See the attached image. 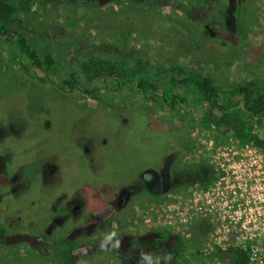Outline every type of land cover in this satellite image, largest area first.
Segmentation results:
<instances>
[{
  "label": "flooded vegetation",
  "instance_id": "flooded-vegetation-1",
  "mask_svg": "<svg viewBox=\"0 0 264 264\" xmlns=\"http://www.w3.org/2000/svg\"><path fill=\"white\" fill-rule=\"evenodd\" d=\"M129 1L142 4L143 0ZM146 1L151 2V7H170L175 12L188 7L191 19L175 22L184 27L191 38L187 46L193 45V50L182 51L186 56L200 54L203 47L204 50H214L213 46L216 45L226 48L231 39L240 37L244 27L241 24L245 21L241 18V13L250 8L246 7V0H205L204 3L194 0L196 2L190 4L179 0H162L161 3H157L159 0ZM93 2L94 0L89 1L88 5ZM107 2L101 4L106 5ZM219 2L221 4H218ZM209 8L219 12L215 15L216 19H209ZM222 10L224 14L221 13ZM180 29H172V33L177 37L184 31ZM206 36L210 38L205 39ZM201 40L206 41L202 48ZM181 44L182 42L175 45L179 47ZM163 46L168 50L172 48L170 45ZM157 50L156 54L160 58L167 51L164 49L160 52V48ZM65 54L73 56L71 53ZM248 54L250 52L246 51L245 55ZM115 56L120 57L119 62L126 59L130 64L139 57L146 61L150 57L124 51L115 52ZM11 59L17 58L12 55ZM149 61L152 64H160L158 61ZM7 70L15 76L19 85L27 84L36 91L52 93V89H47L48 82L64 95L73 92L84 93L83 90L74 91L61 87L59 82L68 71L65 67L55 70L57 74L50 76L44 72L36 74L40 77L34 79L39 84L26 78L28 74L25 69ZM151 79L164 89L169 86L170 74L156 73L151 75ZM97 84L98 89L112 87L113 91L132 89L141 92L137 85L128 88L122 84H106L103 79ZM58 92L54 94H59ZM146 95L151 98V95ZM61 96L63 95L58 98ZM73 102L82 115L65 117L62 123L55 119V106L50 105L49 108L45 101L0 107V264H98V258L103 254L114 258L115 264H179L177 251L187 239L164 221L151 225L134 217L137 202L149 199L148 187L153 184L164 187L170 180L173 187H192L196 184L203 185L202 182L206 183L203 186L210 185L216 201L227 202L226 213L229 215L249 209L245 201L249 189L244 187L252 185L257 176L264 175V147L261 146L234 149L236 151L230 154V163L225 168L216 161H206L204 164L199 159V166H182L171 178L164 172L155 174L146 171L133 185L119 184L107 192L105 187L99 188L90 184L93 183L92 179L98 176L100 167L95 161L96 145L90 140L89 127L86 124L85 114L89 111V106L78 101ZM63 130L69 135L66 141L63 136L58 137L59 134L63 135ZM234 135L227 134L226 139L230 140ZM73 167L81 170L86 179L79 183L71 180L73 184L70 185L68 178L69 175L70 179L72 178ZM95 204L102 206L95 209ZM111 204L113 208L105 221L97 220L99 211ZM195 218L198 240L201 241L208 235L211 225L200 217ZM111 219L115 221V225L106 231L107 222ZM93 223H96L94 227L82 233H75V230ZM202 230L207 231L203 239L200 238L203 237ZM186 246L187 249L195 251L199 248L194 247L191 242H187ZM199 251H203L201 248L196 251L200 256ZM221 263L222 258L215 264Z\"/></svg>",
  "mask_w": 264,
  "mask_h": 264
},
{
  "label": "rangeland",
  "instance_id": "rangeland-1",
  "mask_svg": "<svg viewBox=\"0 0 264 264\" xmlns=\"http://www.w3.org/2000/svg\"><path fill=\"white\" fill-rule=\"evenodd\" d=\"M84 1L85 3L55 2L50 5H41L38 2L34 5V16H29L27 19L26 25L35 38L39 39L44 30L49 32L50 37L45 40H53L55 55L59 60H62V57L57 55L58 52L63 55L71 53L74 60L80 50L85 55L94 54L101 57H112L110 53L124 51L139 53L146 58L150 55L149 60L158 61L159 65L149 64L148 71L151 75L159 69L157 66H161L159 70L163 71L171 66L182 65L184 68L200 69L213 75L224 85L243 79L264 78V0L245 1L246 7L250 8L241 13V18L245 19L241 25L247 30L243 37L247 42L243 38L234 37L226 48L216 45L213 46L214 50L211 48L204 50L206 41L201 40L202 52L187 56L183 52L193 50V45L187 46L191 38L185 31H181L177 37L172 33V29L181 30L179 28L181 25L175 22L183 17L172 8L151 7V2L146 0L141 1L142 4H135L129 0H110L106 5H102L101 0H94L92 5L88 3L93 0ZM179 2L190 4L185 0ZM211 8L208 13L209 19H216L215 15L219 12ZM220 8L224 9V7ZM209 38V36L205 37V39ZM180 42H182L181 46L177 47L175 44ZM163 45L167 47L170 45L172 48L168 50ZM157 48L161 49L160 52L167 50L161 58L156 54ZM11 49L17 51L15 47L9 48L7 42L0 40V107L7 104L28 105L32 101H45L48 107L55 106L57 111L55 119L62 123L65 117L82 115L73 101L88 105L90 112L87 111L85 114L86 124L89 127L90 140L96 145L95 161L100 167L98 176L93 178V183L90 184H95L99 188L105 187L106 192L119 184L133 185L146 171L155 174L164 172L171 178L182 166L197 167L200 165L199 159L205 164L207 162L198 150L201 137L205 133H210L219 144L224 143L227 138L222 139L213 125L205 124L202 120L206 107L197 101L198 95L195 92L188 96L186 104L174 109L166 103L153 101L146 94L132 89L113 91L112 87H102L96 92V96L85 92L64 95L47 82V89H52V93L40 92L28 87L27 84L19 85L15 76L9 74L7 68H17L22 71L25 69L28 74L26 78L37 84L39 82L35 79L40 76L36 74H42L34 69L26 56L12 60ZM246 51L251 55H245ZM243 55L246 57L237 60ZM56 92L59 94H54ZM59 95L63 96L58 98ZM60 136H63L65 141L69 137L64 130L63 135H58ZM187 139L195 141V145L182 157L179 143ZM71 174L72 178L70 179V175L68 178L70 185L73 184L72 181L79 183L86 179L82 171L74 167L71 169ZM192 188L194 186L173 187L171 180L166 182L164 187L157 184L150 185L149 199L141 203L140 200L137 202L134 207V217L138 221L157 225L163 221L159 212L160 205L176 197L188 195ZM101 206L102 204H95L93 207L96 209ZM195 219L180 222L174 227V231L187 239L186 244L191 242L194 247L198 246L202 249L204 240H198ZM107 223L106 231L115 225L113 219ZM200 238L204 237L200 236ZM98 259L100 260L98 264L116 263L108 254H103Z\"/></svg>",
  "mask_w": 264,
  "mask_h": 264
},
{
  "label": "trees",
  "instance_id": "trees-1",
  "mask_svg": "<svg viewBox=\"0 0 264 264\" xmlns=\"http://www.w3.org/2000/svg\"><path fill=\"white\" fill-rule=\"evenodd\" d=\"M76 1L85 3L84 0H0V40H6L9 48L14 46L17 49L10 51L15 58L25 55L34 68L49 76L57 74L55 70L66 67L68 71L59 82L63 89L83 90L87 94L96 96V92L101 90L98 89L97 83L102 79L106 84H122L128 88L137 85L142 93L151 95L150 97L155 100L165 101L172 109L186 104L188 96L195 92L198 95L197 101L206 107L202 120L205 124L214 125L215 131L222 136V139L227 134L233 133L241 144L253 142L264 147V78L243 79L224 85L213 75L200 69L193 70L178 65L161 71L159 70L161 66H157L159 68L156 69L157 74L161 72L170 74L169 86L162 89L151 79L148 66L152 63L141 57L135 60V64H130L126 59L119 62L120 57L115 56L114 52L110 53L112 57H101L94 54L84 55L80 50L74 60L58 52L57 55L62 57V60H59L55 55L53 40H45L50 37L49 32L44 30L39 39L35 38L26 25L27 19L29 16H34V5L38 2L41 5H50L55 2ZM193 1L188 0V2ZM204 2L205 0H201V3ZM180 9L179 14L183 16H180L181 20H189L185 19L190 18L188 7ZM221 13L224 14V10ZM180 28L186 32L184 27ZM246 33L247 30L243 27L240 38L242 39ZM242 58L243 56L237 60ZM105 93L104 90V95ZM194 145L195 141L192 139L180 141L182 157L190 152ZM202 184L206 183L202 182ZM201 232L203 237L207 234V231ZM186 245L182 242L177 251L179 264H215L220 258L223 260L221 264L250 262L248 250L215 249L209 257L201 251H199L200 256L197 255L196 251L199 248L195 251L187 249Z\"/></svg>",
  "mask_w": 264,
  "mask_h": 264
},
{
  "label": "built area",
  "instance_id": "built-area-1",
  "mask_svg": "<svg viewBox=\"0 0 264 264\" xmlns=\"http://www.w3.org/2000/svg\"><path fill=\"white\" fill-rule=\"evenodd\" d=\"M205 135L201 137L199 153L207 162L216 161L223 168L230 163L234 149L258 147L253 142L241 144L235 135L221 144L210 133ZM247 188L249 194L245 201L249 209L245 212L227 214V202H217L210 185L200 184H196L188 195L162 203L159 212L172 228L195 217L208 221L211 229L204 239L202 251L209 257L215 249H241L250 251L249 264H264V175L257 176L252 185L244 187Z\"/></svg>",
  "mask_w": 264,
  "mask_h": 264
},
{
  "label": "water",
  "instance_id": "water-1",
  "mask_svg": "<svg viewBox=\"0 0 264 264\" xmlns=\"http://www.w3.org/2000/svg\"><path fill=\"white\" fill-rule=\"evenodd\" d=\"M107 1H110V0H101L102 3L107 2ZM231 8L233 9L234 7H231ZM230 13H232V12H230ZM227 128L229 129V127H226V129ZM112 208H113V205L111 204L110 206L105 207L104 209L100 210L99 214L96 215V217L98 218L97 220H99L101 222L105 221V219L109 216ZM95 225H96V223H93L90 226L79 228V229L75 230V233H82L85 230H88L89 228L94 227ZM17 238H20V237H17ZM18 240H22V239H18Z\"/></svg>",
  "mask_w": 264,
  "mask_h": 264
}]
</instances>
